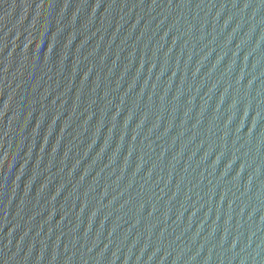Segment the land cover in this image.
<instances>
[{
    "label": "water",
    "instance_id": "1",
    "mask_svg": "<svg viewBox=\"0 0 264 264\" xmlns=\"http://www.w3.org/2000/svg\"><path fill=\"white\" fill-rule=\"evenodd\" d=\"M0 264H264V0H0Z\"/></svg>",
    "mask_w": 264,
    "mask_h": 264
}]
</instances>
